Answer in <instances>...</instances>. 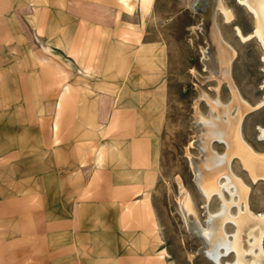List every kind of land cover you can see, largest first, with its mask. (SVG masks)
I'll list each match as a JSON object with an SVG mask.
<instances>
[{
    "label": "crops",
    "instance_id": "obj_1",
    "mask_svg": "<svg viewBox=\"0 0 264 264\" xmlns=\"http://www.w3.org/2000/svg\"><path fill=\"white\" fill-rule=\"evenodd\" d=\"M168 6L0 0V264H167L128 173L156 165Z\"/></svg>",
    "mask_w": 264,
    "mask_h": 264
},
{
    "label": "rangeland",
    "instance_id": "obj_2",
    "mask_svg": "<svg viewBox=\"0 0 264 264\" xmlns=\"http://www.w3.org/2000/svg\"><path fill=\"white\" fill-rule=\"evenodd\" d=\"M180 1L183 3L182 12L175 10V6H168L167 10V39L171 42V52L167 69L166 107L160 131L156 135L157 147L152 150V153H155L153 159L156 165L152 164L149 168H132L128 173V176L133 178L130 188L135 193L141 192L142 206L145 209L148 208L146 200L150 194L152 212L145 215L136 213L133 217L144 225L147 216L150 217L152 226L157 222L151 228L149 237L156 241L161 238V241L154 247H145L150 248L151 252L165 256L167 264H213L200 251V240L186 228L179 206L185 191L201 222L206 219L207 210L212 213L218 211L219 199L214 196L206 203L197 188L189 158L201 155L198 147L192 142L197 138L196 121L200 115H207L209 112V105L202 94L210 99L219 96L225 104L231 103L233 98L228 83H219L218 79L211 76L207 67L204 54L208 45L210 46V37L200 29L204 15L191 8L194 0H178ZM220 4L230 11L231 20H227L220 8L214 9L215 20L213 19L212 25L214 24L235 54L230 66L231 80L237 93L248 106V111L242 113L240 120L243 149L264 162V135L261 131V128H264V47L253 34L255 19L246 6L239 0H220ZM172 21L180 23L179 27L169 28ZM236 27H239L240 32ZM211 146L218 153L227 152L226 146L218 142H213ZM234 154L230 159L231 170L234 176L247 186L246 189H249V208L256 214L264 213V163L262 168L257 169L245 165L239 153ZM119 182L122 183L118 181L116 185ZM108 187L112 186L108 184ZM224 191L227 195L228 192L225 189ZM227 196L228 201H231L232 197ZM137 199L139 197L135 198ZM128 207L131 210V204ZM230 209L233 214H237L239 210L236 203H233ZM190 216V219L194 220V213H190ZM226 227L229 234L234 232V227L229 223ZM138 232L144 234L146 230L134 229L132 236L138 237ZM146 236L143 235L144 238H147ZM262 244L264 247V237ZM234 259L231 254L224 257L223 261L230 262Z\"/></svg>",
    "mask_w": 264,
    "mask_h": 264
},
{
    "label": "bare ground",
    "instance_id": "obj_3",
    "mask_svg": "<svg viewBox=\"0 0 264 264\" xmlns=\"http://www.w3.org/2000/svg\"><path fill=\"white\" fill-rule=\"evenodd\" d=\"M239 2L253 14L255 19L253 34L259 38L264 47V0H239ZM191 8L204 15L200 29L204 34L207 32L210 37V46L208 45L204 55H206V64L211 76L218 79L219 83L223 81L228 83L233 99L231 103L225 104L218 98L219 96L210 99L202 94L209 105V112L207 115H200L199 120L196 121L197 138L192 142L194 146L198 147L201 155L189 158L197 188L206 199V203L214 196L219 199L218 211L212 213L207 210L206 219L201 222L185 191L180 200V211L186 228L200 240V251L213 264H264L262 244L264 213L256 214L249 208L247 202L249 189H246L247 186H244V183L240 182L232 173L230 159L232 154L239 153L245 165L257 169L262 168L264 162L247 153L245 148L243 149L240 120L248 106L237 93L238 91L231 80L230 66L235 54L230 50L231 47H228L227 42L221 37L214 24L212 25L214 9L220 8L225 13L227 20L231 18L232 14L220 4V0H201L199 2L194 0ZM236 28L240 32L239 27ZM208 78L206 77V79ZM261 131L264 135V128H261ZM213 142L226 146L227 152L218 153L213 150L211 146ZM229 185L231 186L229 187ZM224 189L228 192L227 195L232 197L231 201H228ZM233 203L238 205L237 214H233L230 209ZM190 213H194V220L190 219ZM228 223L234 227L232 234L226 230ZM231 254L235 257L234 261L224 262L223 258Z\"/></svg>",
    "mask_w": 264,
    "mask_h": 264
},
{
    "label": "water",
    "instance_id": "obj_4",
    "mask_svg": "<svg viewBox=\"0 0 264 264\" xmlns=\"http://www.w3.org/2000/svg\"><path fill=\"white\" fill-rule=\"evenodd\" d=\"M199 1H201V0H197V2H199ZM211 10V8L209 9V11Z\"/></svg>",
    "mask_w": 264,
    "mask_h": 264
}]
</instances>
